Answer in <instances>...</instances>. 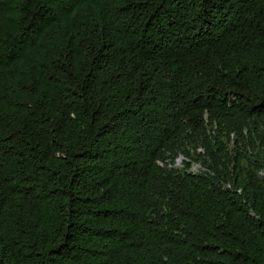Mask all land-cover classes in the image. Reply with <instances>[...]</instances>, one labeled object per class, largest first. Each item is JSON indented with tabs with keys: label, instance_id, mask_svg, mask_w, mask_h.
Listing matches in <instances>:
<instances>
[{
	"label": "trees",
	"instance_id": "16d2710c",
	"mask_svg": "<svg viewBox=\"0 0 264 264\" xmlns=\"http://www.w3.org/2000/svg\"><path fill=\"white\" fill-rule=\"evenodd\" d=\"M0 264H264V0H0Z\"/></svg>",
	"mask_w": 264,
	"mask_h": 264
},
{
	"label": "rangeland",
	"instance_id": "374dc122",
	"mask_svg": "<svg viewBox=\"0 0 264 264\" xmlns=\"http://www.w3.org/2000/svg\"><path fill=\"white\" fill-rule=\"evenodd\" d=\"M177 166H182L181 160L177 163ZM191 170L194 171V172H199L201 170V166L199 164H194L191 167Z\"/></svg>",
	"mask_w": 264,
	"mask_h": 264
},
{
	"label": "clouds",
	"instance_id": "9594fccd",
	"mask_svg": "<svg viewBox=\"0 0 264 264\" xmlns=\"http://www.w3.org/2000/svg\"><path fill=\"white\" fill-rule=\"evenodd\" d=\"M181 160V164H182V166H177V163L179 162ZM159 164H161V165H163V162H161V161H159ZM194 165V164H193ZM192 165V166H193ZM174 166H176V167H183V157L181 156V157H179V158H177V160H176V163L174 164ZM202 169V168H201ZM190 171H192L191 169H190ZM201 171V170H200ZM192 172H194V171H192Z\"/></svg>",
	"mask_w": 264,
	"mask_h": 264
}]
</instances>
